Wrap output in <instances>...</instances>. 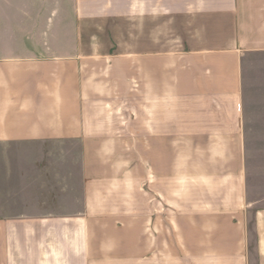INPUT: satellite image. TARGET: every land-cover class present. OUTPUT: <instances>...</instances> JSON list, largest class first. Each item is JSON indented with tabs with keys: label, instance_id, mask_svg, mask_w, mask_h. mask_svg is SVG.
<instances>
[{
	"label": "crops",
	"instance_id": "obj_1",
	"mask_svg": "<svg viewBox=\"0 0 264 264\" xmlns=\"http://www.w3.org/2000/svg\"><path fill=\"white\" fill-rule=\"evenodd\" d=\"M0 264H264V0H0Z\"/></svg>",
	"mask_w": 264,
	"mask_h": 264
}]
</instances>
